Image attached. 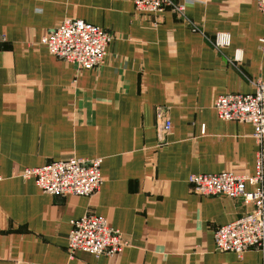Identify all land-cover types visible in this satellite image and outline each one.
I'll use <instances>...</instances> for the list:
<instances>
[{"label": "crops", "instance_id": "0c3cea01", "mask_svg": "<svg viewBox=\"0 0 264 264\" xmlns=\"http://www.w3.org/2000/svg\"><path fill=\"white\" fill-rule=\"evenodd\" d=\"M172 1L183 15L139 13L133 0H0V264H264L261 250L215 247L217 228L253 207L188 182L255 172L253 126L214 105L264 80V14L255 0ZM66 19L113 36L102 66L77 70L41 45ZM159 108L173 125L164 138ZM74 157L102 160L96 195L55 196L20 177ZM87 214L120 230L123 252L70 258L71 222Z\"/></svg>", "mask_w": 264, "mask_h": 264}, {"label": "built area", "instance_id": "2783aa9c", "mask_svg": "<svg viewBox=\"0 0 264 264\" xmlns=\"http://www.w3.org/2000/svg\"><path fill=\"white\" fill-rule=\"evenodd\" d=\"M258 10L264 14V0H255ZM135 10L143 14H160L167 9L184 14L185 7L172 0H133ZM219 45L229 44L225 35L218 36ZM0 39L5 41L3 36ZM113 36L105 29L79 19H66L40 43L50 54L77 70H92L105 63ZM250 94H227L217 97L215 110L222 121L253 126V138L258 143L255 172L239 175L232 172L217 174H193L188 182L201 196H224L242 199L253 210L243 217L220 226L215 232V247L219 252H231L239 256L257 249L264 252V80L252 82ZM160 137L172 130L168 112L156 113ZM101 159L70 158L42 167L26 168L20 174L32 179L38 188L55 196H94L103 184ZM67 252L70 258L77 253H87L96 258L112 257L128 246L120 230L113 228L107 218L87 214L71 222Z\"/></svg>", "mask_w": 264, "mask_h": 264}]
</instances>
